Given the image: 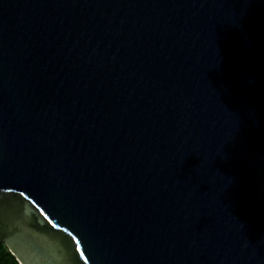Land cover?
Segmentation results:
<instances>
[{"label": "water", "instance_id": "1", "mask_svg": "<svg viewBox=\"0 0 264 264\" xmlns=\"http://www.w3.org/2000/svg\"><path fill=\"white\" fill-rule=\"evenodd\" d=\"M0 242L264 264V0H0Z\"/></svg>", "mask_w": 264, "mask_h": 264}, {"label": "trees", "instance_id": "2", "mask_svg": "<svg viewBox=\"0 0 264 264\" xmlns=\"http://www.w3.org/2000/svg\"><path fill=\"white\" fill-rule=\"evenodd\" d=\"M0 264H20L3 242H0Z\"/></svg>", "mask_w": 264, "mask_h": 264}]
</instances>
